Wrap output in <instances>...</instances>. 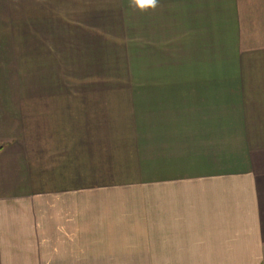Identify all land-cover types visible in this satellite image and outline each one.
Listing matches in <instances>:
<instances>
[{"label":"crops","instance_id":"1","mask_svg":"<svg viewBox=\"0 0 264 264\" xmlns=\"http://www.w3.org/2000/svg\"><path fill=\"white\" fill-rule=\"evenodd\" d=\"M135 22L165 23L167 72L138 79L134 120L102 141L59 136L70 150L29 190L0 149V242L21 229L55 258L118 242L136 264H264V0H158Z\"/></svg>","mask_w":264,"mask_h":264},{"label":"rangeland","instance_id":"2","mask_svg":"<svg viewBox=\"0 0 264 264\" xmlns=\"http://www.w3.org/2000/svg\"><path fill=\"white\" fill-rule=\"evenodd\" d=\"M164 11L169 17L161 20L171 23L176 11ZM163 25L144 32L129 0H0V149L13 151L23 177L16 185L29 181L31 189L40 164L53 167L65 157L70 146L59 136L75 139L89 126V137L100 142L134 120L138 79L172 63L162 56L170 48H156L168 40ZM91 144V160L100 162L102 146ZM26 236L19 229L15 241L0 242V264H136L120 253L122 243L55 258L52 247L33 249Z\"/></svg>","mask_w":264,"mask_h":264},{"label":"clouds","instance_id":"3","mask_svg":"<svg viewBox=\"0 0 264 264\" xmlns=\"http://www.w3.org/2000/svg\"><path fill=\"white\" fill-rule=\"evenodd\" d=\"M129 6L144 13L156 9L158 0H129Z\"/></svg>","mask_w":264,"mask_h":264}]
</instances>
